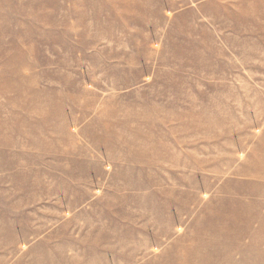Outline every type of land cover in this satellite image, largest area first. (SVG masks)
Masks as SVG:
<instances>
[{
    "label": "rangeland",
    "instance_id": "obj_1",
    "mask_svg": "<svg viewBox=\"0 0 264 264\" xmlns=\"http://www.w3.org/2000/svg\"><path fill=\"white\" fill-rule=\"evenodd\" d=\"M0 264H264V0H0Z\"/></svg>",
    "mask_w": 264,
    "mask_h": 264
},
{
    "label": "bare ground",
    "instance_id": "obj_2",
    "mask_svg": "<svg viewBox=\"0 0 264 264\" xmlns=\"http://www.w3.org/2000/svg\"><path fill=\"white\" fill-rule=\"evenodd\" d=\"M261 9V8H260Z\"/></svg>",
    "mask_w": 264,
    "mask_h": 264
}]
</instances>
